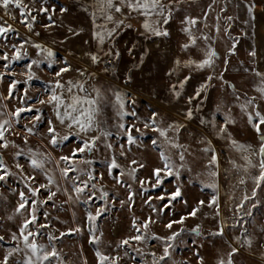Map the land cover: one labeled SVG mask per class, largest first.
Masks as SVG:
<instances>
[{"label":"rangeland","instance_id":"rangeland-1","mask_svg":"<svg viewBox=\"0 0 264 264\" xmlns=\"http://www.w3.org/2000/svg\"><path fill=\"white\" fill-rule=\"evenodd\" d=\"M230 2L178 0L172 5L178 71L203 78L196 84L204 92L197 110H209L210 123L201 117L196 124L139 98L104 65L80 81L92 80L96 101V124L88 131L57 126L49 99L53 92L67 98L68 88H56V82L66 86L68 79L75 81L74 71L82 70L57 57L43 33L64 5L21 0L20 8L0 6V27L11 29L0 35V124L8 122L0 140L7 143L0 147V264L13 249L19 251L7 264H21L30 255L20 229L33 216L24 234L31 231L30 241L57 253L44 264H100L97 252L108 257L104 264H264V180L259 179L264 125L260 131L254 127L256 114L264 116V71L240 50ZM209 52L215 53L210 65L198 67ZM62 68L69 70L57 76ZM17 109L24 111L17 116ZM49 127L55 128L56 145L50 143ZM129 130L134 143L128 142ZM93 139L91 151L72 156ZM34 157L42 168L32 166ZM113 160L118 167L109 174ZM66 167L67 177L62 173ZM78 187L84 191L77 193ZM33 190H38L35 195ZM98 211L90 221L89 213ZM165 247L168 255L160 259Z\"/></svg>","mask_w":264,"mask_h":264},{"label":"crops","instance_id":"crops-1","mask_svg":"<svg viewBox=\"0 0 264 264\" xmlns=\"http://www.w3.org/2000/svg\"><path fill=\"white\" fill-rule=\"evenodd\" d=\"M177 1L160 0L161 7L168 6L163 7V15L153 12L146 17L142 11H132L127 7V0L125 4L113 0L112 8L104 2L103 10L100 0H58L64 5V11L54 16L52 25L43 33L51 50L69 63L68 67L73 65L86 73L111 61L114 76L125 81L134 95L196 124L202 121L201 117H207L205 122L210 123L209 110H197L204 98L201 86L196 87L197 83L201 85L202 77L178 71L176 27L171 16L172 5ZM230 3L233 5V24L240 30V50L248 52L254 67L264 71V0H231ZM115 6H119L121 11L116 12ZM107 15H111L113 20L108 21ZM120 21L122 23L117 27ZM145 22L149 23L150 30L143 27ZM108 30L112 31L110 37ZM156 31L167 32V35H156ZM97 32L104 33L103 43L96 38ZM253 52L255 55H251ZM93 56L97 58L95 62ZM85 79L83 82L68 79L72 85H85L87 92L82 93L78 86L72 87L67 98L61 97L64 101L60 107L61 115L65 106L71 104L73 96L82 101L94 100L90 91L92 80ZM68 84L62 89L69 88ZM90 107L94 105H77L79 110ZM53 109L56 110L55 104ZM54 120L57 126L68 127L67 120L63 124L59 119ZM95 124L96 120L93 127Z\"/></svg>","mask_w":264,"mask_h":264},{"label":"snow or ice","instance_id":"snow-or-ice-1","mask_svg":"<svg viewBox=\"0 0 264 264\" xmlns=\"http://www.w3.org/2000/svg\"><path fill=\"white\" fill-rule=\"evenodd\" d=\"M100 2H101V10H103L104 2H106L108 8L114 7L113 0H100ZM120 3L121 4H125V0H120ZM10 4H14L17 8H20L21 7V0H0V6H2L4 9H7ZM126 6L129 7L132 11H142V14H144L146 17L149 16V14L153 13V12H155V13H157L159 15H163V7H168L167 5H164L163 7H161L160 0H127ZM158 9H159V11H157ZM115 11L116 12H120L121 8L119 6H115ZM22 15H23V13H22ZM93 15H95V14H93ZM106 19L108 21H112L113 17L111 15H107ZM164 22L167 23V19H165ZM120 23H122V21L118 22L116 26L119 27ZM189 23L195 24L196 21L195 20H191V21H189ZM28 27H29V29H31V24H28ZM143 27L145 28V30H150V25L147 22H145L143 24ZM10 30H11L10 28L6 29V28H3V27H0V35H2L6 31H10ZM155 34L156 35H161V34L167 35V32L161 33L159 31H156ZM107 35L110 37L112 35V31L108 30ZM95 36L101 43H103V41L105 39L104 33L97 32V33H95ZM192 42L195 43V39L194 38H193ZM36 47L39 48L40 46L36 45ZM185 47H187V45H185ZM47 55L49 57H51L52 56V52H50V51L47 52ZM214 55H215L214 52H209L208 53L209 59L204 60L202 64L198 65V67H204L206 65H210V63H211L210 57L214 56ZM251 55H255V53L253 52V53H251ZM2 58L6 60L7 59V55H4ZM15 58L16 59H20L18 50H17ZM96 59L97 58L95 56L92 57V60L94 62L96 61ZM36 63H37L36 61H32V64H36ZM27 67L30 69L31 65H28ZM68 70H69L68 68H62L59 72L56 73V75L59 76L62 72H67ZM32 78H33V74L31 72H29V79H32ZM68 83L70 85V87L68 88L69 92L72 91V87H77L78 86V87L81 88V90L83 89L82 85H72L71 81H69ZM13 87H14V84H13ZM55 87L62 89L64 87V85L61 84L59 81H57L56 84H55ZM261 91L264 92V89H261ZM49 99H50V102H52V103H54L56 105V116H57V119H59L62 124L64 123L65 119H68L70 121V123L68 124L69 128H71L73 126H79V130L80 131H88V130H90L93 127L95 116L97 114L96 109H94L92 107H90L88 109H81V110H79V115H72V113H75V112L78 111L77 105H79L81 103H87L89 105H95L96 104L95 100L82 101L79 97L73 96L71 98V100H72L71 104L65 106V111H64L63 115H61L60 107L62 105H64V101L61 98V96L56 95L55 92H53V94L50 96ZM116 99L119 102L120 107L123 108V106H124L123 105V101H122L121 97L118 94H117ZM38 102L41 103V104L44 103L43 100H39ZM249 103H251V101H249ZM69 109H70V111H69ZM27 110L31 111L30 108L27 109ZM21 111H24V109H17V112L15 113V115L19 116V113ZM256 115L259 118V122H258V124L254 125V127L257 129V131H260L259 125H264V116H261L260 113H257ZM37 119H39V117H37ZM251 121H252V118L249 117V122L251 123ZM7 123H8L7 121L4 122V124H7ZM153 123H154V120H153ZM4 124H0V140H3V138H4V131H3ZM145 126L148 127L149 125L146 124ZM121 127H123V125H121ZM153 130L157 131V129H155V128ZM27 131L31 132L32 129L29 128V129H27ZM48 131H49V133H50V135L52 137L51 140H50V143L53 144V145H56L57 144V139H56L55 128L49 127ZM130 131L131 130H129V134H128V142L129 143H134L135 141H134L133 136L130 134ZM137 131H139V130L137 129ZM159 132H160L161 136H165L166 135V132L164 130H159ZM63 139L67 140L68 136H64ZM96 139H98V137ZM233 144H235L234 141H233ZM261 144H262V147L260 149V153H261L262 157H264V136L261 137ZM94 145H95V139H93L91 142H87L86 141L83 144V146L79 147L78 149H74L73 150L72 156H75L77 154V152H80V153L84 152L85 149L91 151V149L93 148ZM0 147H7V143L5 142L3 144H0ZM109 147H111V145H109ZM238 147L243 148L244 146L243 145H239ZM71 158L72 157H69V156L61 157V159L64 160L65 162H70ZM180 158H181V160H183V155H181ZM215 160H216V157L213 156L212 157V162L215 163ZM31 163H32V166L34 168H42L43 167V163L41 161H38L35 157L32 159ZM168 166H169L168 165V161H167V159H165V167L167 168ZM117 167H118V165L116 164L115 160H113L112 163H111V167L109 169V174H111V169H114V168H117ZM260 168H261V176L259 177V179L260 180H264V159H262V161H261ZM69 170L70 169L67 168V167L62 169V173H63V175L65 177H67ZM71 170L75 171L74 168H72ZM159 172H160V170L157 169L155 171V174L157 176H159ZM90 178H92V177L90 176ZM2 179H3V176H0V180H2ZM48 179H49V183H52V178L49 177ZM41 187H44V186L42 185ZM37 191L38 190H33V195H35ZM75 191L77 193H82L84 191V188L83 187H78V188H75ZM52 195H55V193H52ZM106 195H107L106 193L102 194V196H106ZM179 195H180V191L178 189L173 194L172 198L175 199ZM253 195H255V193H253ZM21 199L22 200L24 199L23 194H21ZM49 199H51V196H49ZM213 202H215V199L213 200ZM200 203L202 204L203 201H201ZM24 206H25L24 203L20 204V208H24ZM196 211H198V209H194L193 212L191 213V215L195 216ZM99 215H100L99 211L97 212L96 216H93V215H91V213H89L88 219L90 221H94ZM34 220H35V217L33 216L32 220L25 221V223L23 224V226L20 229L21 236L23 237L24 247H25V249H28L29 252H30V255H27L26 259L23 262H21V264H44V261H48L50 259V257H55L57 255V253L55 252V249H53L51 252H48V251H45L42 246H38L34 241H30L29 237L34 235L31 231H28L27 235L24 234L25 231L28 229V224L34 222ZM178 222L182 223V221H178ZM143 227L147 228L148 227V222H145ZM166 227L171 228L172 227V223H169L168 225H166ZM76 231H79V229H76ZM218 234H222V233H218ZM176 235H178V233L174 234L173 237H170L169 239H174ZM13 239L14 240L16 239L15 234L13 235ZM135 239L136 240H141L142 237L141 236H137V237H135ZM0 240H3V237H0ZM122 243L123 244H127L128 241L125 240ZM14 251H19V249L10 250L8 255L4 257L3 264H7L8 257L10 255H12V252H14ZM235 251H236V249H233V252H235ZM167 255H168V248L165 247L164 256L160 257V259H164ZM97 257L100 260V264H104V261L108 259V257L102 256L99 252H97ZM220 264H224V262L220 261ZM228 264H232L231 260L228 261Z\"/></svg>","mask_w":264,"mask_h":264},{"label":"built area","instance_id":"built-area-1","mask_svg":"<svg viewBox=\"0 0 264 264\" xmlns=\"http://www.w3.org/2000/svg\"><path fill=\"white\" fill-rule=\"evenodd\" d=\"M105 66L107 68H110L111 69L113 67V63L111 61H107L105 63ZM74 75H75V81H81V79L85 75V71H83V70H75L74 71Z\"/></svg>","mask_w":264,"mask_h":264},{"label":"water","instance_id":"water-1","mask_svg":"<svg viewBox=\"0 0 264 264\" xmlns=\"http://www.w3.org/2000/svg\"><path fill=\"white\" fill-rule=\"evenodd\" d=\"M262 136H264V135H260V136H259L260 141H261V137H262ZM259 154H260V158H261V160L264 159V157H262L261 153H259Z\"/></svg>","mask_w":264,"mask_h":264}]
</instances>
